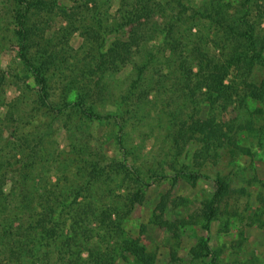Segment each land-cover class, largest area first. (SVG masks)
<instances>
[{"label":"trees","instance_id":"trees-1","mask_svg":"<svg viewBox=\"0 0 264 264\" xmlns=\"http://www.w3.org/2000/svg\"><path fill=\"white\" fill-rule=\"evenodd\" d=\"M65 1L13 0L0 11V23L7 22L0 41L15 40L21 72L0 69V101L10 80L21 85L8 104L12 123H0V136L3 128L11 132L0 148V264H156L124 224L155 184L195 187L209 180L202 169L221 150L248 153L237 135L251 125L235 123L249 100L264 105V80L254 79L264 73V0H117L113 19L110 0ZM125 71H132L128 83L117 86ZM28 112L30 119L64 120L63 153L53 155L56 146L46 144L49 125L15 123ZM158 119L171 126L175 162L189 145L199 146L194 170L167 175L161 167L159 176H146L128 142ZM94 126L113 130L112 157ZM213 183L197 216L206 231L233 197L225 178ZM168 197L159 196L152 224L177 232L187 223L167 220L179 207L169 210ZM191 255L219 264L208 240Z\"/></svg>","mask_w":264,"mask_h":264},{"label":"rangeland","instance_id":"rangeland-1","mask_svg":"<svg viewBox=\"0 0 264 264\" xmlns=\"http://www.w3.org/2000/svg\"><path fill=\"white\" fill-rule=\"evenodd\" d=\"M12 1L0 0L1 13H6L13 7ZM61 2L67 4L65 0ZM110 3L111 7L108 9L110 18H117L119 2L110 0ZM101 5V2L98 3V6ZM88 7L92 9L91 6ZM104 8L107 10L106 7ZM6 26L7 22L2 21L1 31L4 32ZM4 37L6 39L0 41L3 46L0 53V69L6 72L14 70V73H19L16 42L11 35ZM73 42L77 47L81 39L76 37ZM131 73L132 71H125L118 76L116 85L125 87ZM254 79L256 82L264 80V73L256 71ZM20 86L13 80L8 82L5 88L6 97L0 101V123H12L8 120V104L12 102L16 94H19ZM149 99L150 101L158 100L154 95ZM248 107L249 111L239 119L240 123H235V125H251V132L245 131L237 135L238 145L247 149V154H231L228 149L221 150L218 158H212L202 169V173L209 180H202L195 187L182 182L172 184L170 180L155 184L148 191L145 204L138 206L125 222L126 233L131 237L139 238L144 247L156 255V264H169L173 260L176 262L174 264H210V259L196 260L191 255V251L204 240H208L212 250L217 253L219 264H264V105L249 100ZM260 110L263 111L262 114L257 113ZM229 117V115L226 116V119ZM245 121L251 123H244ZM15 123L49 125L50 129L45 136V141L47 145L56 146L55 152L52 151L53 155L61 154L66 149L67 139L64 129L61 124H58L65 123L64 120L56 121L45 115L30 119L28 112L20 120L16 117ZM93 129L96 140L103 145L106 143L104 151L108 157L116 154L117 146L115 136L112 134L113 130L109 127L100 129L98 126H94ZM10 133L3 128L0 148L4 144L2 138H10ZM171 134V126L165 119L151 121L148 125L131 133L128 146L136 148L146 176H159L161 167L167 175L173 169L187 167L194 170L193 160L199 146L195 143L189 145L185 153L175 162L172 157ZM56 169L54 165L50 167L52 181L56 178ZM217 177L227 180L233 197L222 208L218 220L210 224L209 231H206L203 229L204 223L199 221L197 216L203 203L214 193L213 182ZM159 196H169V210L174 204L179 206L175 211L169 212L167 220L174 223L177 219L185 220L186 226H181L177 232H167L152 224ZM142 228L144 234H141ZM83 256L86 257V254ZM116 264H133V261L130 258L127 261L118 259Z\"/></svg>","mask_w":264,"mask_h":264}]
</instances>
